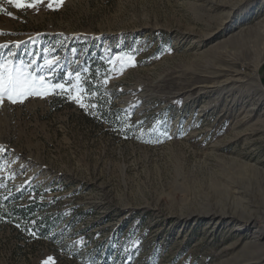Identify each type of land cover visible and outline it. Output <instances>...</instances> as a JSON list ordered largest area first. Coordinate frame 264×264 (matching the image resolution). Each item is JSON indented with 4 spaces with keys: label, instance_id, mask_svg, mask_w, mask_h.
<instances>
[{
    "label": "rangeland",
    "instance_id": "1",
    "mask_svg": "<svg viewBox=\"0 0 264 264\" xmlns=\"http://www.w3.org/2000/svg\"><path fill=\"white\" fill-rule=\"evenodd\" d=\"M0 33L37 93L0 104V264H264V0H0Z\"/></svg>",
    "mask_w": 264,
    "mask_h": 264
},
{
    "label": "snow or ice",
    "instance_id": "2",
    "mask_svg": "<svg viewBox=\"0 0 264 264\" xmlns=\"http://www.w3.org/2000/svg\"><path fill=\"white\" fill-rule=\"evenodd\" d=\"M37 2H43V0H37ZM63 0H61V3ZM8 3H13V0H8ZM51 7V4L48 5ZM16 7L18 8H34L35 4H21L16 3ZM38 10V9H37ZM11 15V13H8ZM4 33H0L3 35ZM5 47L4 45H0V48ZM51 66L50 64L48 65ZM33 79L28 74H26L23 70H16L15 75L10 74V69L5 66L4 62H0V104H3L4 97L7 95V99L11 103H17V98L19 97V102H23V97L29 95L30 93L35 95L37 93L32 92L31 89L25 90V85L28 84L29 80ZM43 79V77H41ZM81 107H86L85 105H81ZM95 107V106H93ZM0 150H3V146H0ZM2 186V185H0ZM31 235L35 238V233H31ZM46 264V262H45Z\"/></svg>",
    "mask_w": 264,
    "mask_h": 264
},
{
    "label": "trees",
    "instance_id": "3",
    "mask_svg": "<svg viewBox=\"0 0 264 264\" xmlns=\"http://www.w3.org/2000/svg\"><path fill=\"white\" fill-rule=\"evenodd\" d=\"M45 206L46 205L41 202L37 204L32 200L25 206H21V208L16 206L13 210L7 209L5 216L13 221L22 222L26 227H30L29 232H31L32 229L40 236L46 237L53 231L55 224L54 220L46 215L37 216V210H44ZM32 219L36 221V225L34 226L31 225Z\"/></svg>",
    "mask_w": 264,
    "mask_h": 264
},
{
    "label": "bare ground",
    "instance_id": "4",
    "mask_svg": "<svg viewBox=\"0 0 264 264\" xmlns=\"http://www.w3.org/2000/svg\"><path fill=\"white\" fill-rule=\"evenodd\" d=\"M226 213H223V215H225ZM262 220H264V214H262ZM254 221V219L252 218V216H251V214H249V216H247L246 217V224H249V223H252ZM257 229H259L258 231H259V233H261V234H258V231H253L255 234H257V236L256 237H260V236H262L263 235V233H264V222L262 223V225L260 226V228H257ZM256 230V229H255ZM254 247L255 248V246L257 247V248H261V247H259L260 245H259V243L257 242V241H255V242H252V243H250V245H249V247ZM248 247V246H247Z\"/></svg>",
    "mask_w": 264,
    "mask_h": 264
}]
</instances>
